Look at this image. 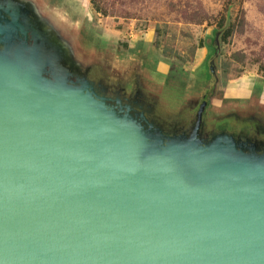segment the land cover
<instances>
[{
	"label": "water",
	"instance_id": "obj_1",
	"mask_svg": "<svg viewBox=\"0 0 264 264\" xmlns=\"http://www.w3.org/2000/svg\"><path fill=\"white\" fill-rule=\"evenodd\" d=\"M32 6L0 0V264H264V152L144 124Z\"/></svg>",
	"mask_w": 264,
	"mask_h": 264
},
{
	"label": "rangeland",
	"instance_id": "obj_2",
	"mask_svg": "<svg viewBox=\"0 0 264 264\" xmlns=\"http://www.w3.org/2000/svg\"><path fill=\"white\" fill-rule=\"evenodd\" d=\"M27 1L38 20L53 21L80 71L103 75L107 83L127 82L138 73L143 91L159 102L168 64L181 79L178 87L191 91L212 60L217 86L211 114L246 120L264 112V0H133L115 6L112 17L97 15L83 0ZM227 31L232 33L225 40ZM118 36L126 45H149L145 53L155 58L144 56L145 75L118 51Z\"/></svg>",
	"mask_w": 264,
	"mask_h": 264
},
{
	"label": "flooded vegetation",
	"instance_id": "obj_3",
	"mask_svg": "<svg viewBox=\"0 0 264 264\" xmlns=\"http://www.w3.org/2000/svg\"><path fill=\"white\" fill-rule=\"evenodd\" d=\"M123 39V37L119 39L118 51L128 54L126 61L135 60V69L144 74V56L148 59L155 58L145 53L149 45L146 42L141 46L126 45ZM163 61H157V67L164 68ZM212 64L211 60L208 63L207 74H202L201 78H198L196 82L198 86L191 91H182V86L178 87L181 79L176 76V72H171V65L168 64V80L161 90L162 98L159 102L154 99L156 94L149 92L150 95H147L143 91L138 73L127 82H121V78H117L112 83H107L102 79L103 75L99 74H91V77H97L104 82L108 88V98L129 106L132 114L142 118L144 124H152L172 136L182 134L190 136L200 121V134L203 137L212 139L217 135L228 134L239 143L253 144L259 151L264 152V112H258L255 117L246 120L237 117L218 118L216 115L215 118L211 114V100L217 86L216 72ZM147 80L151 81L148 77Z\"/></svg>",
	"mask_w": 264,
	"mask_h": 264
},
{
	"label": "trees",
	"instance_id": "obj_4",
	"mask_svg": "<svg viewBox=\"0 0 264 264\" xmlns=\"http://www.w3.org/2000/svg\"><path fill=\"white\" fill-rule=\"evenodd\" d=\"M93 11L103 17H112L114 14L115 6H124L126 2H132L133 0H89ZM222 26V25H221ZM232 32L227 31L224 39L227 40ZM264 74V69L261 70ZM264 77V75H263Z\"/></svg>",
	"mask_w": 264,
	"mask_h": 264
},
{
	"label": "crops",
	"instance_id": "obj_5",
	"mask_svg": "<svg viewBox=\"0 0 264 264\" xmlns=\"http://www.w3.org/2000/svg\"><path fill=\"white\" fill-rule=\"evenodd\" d=\"M83 3L85 6H89L90 1L89 0H83ZM117 36V35H116ZM119 37V36H118ZM120 38V37H119Z\"/></svg>",
	"mask_w": 264,
	"mask_h": 264
}]
</instances>
